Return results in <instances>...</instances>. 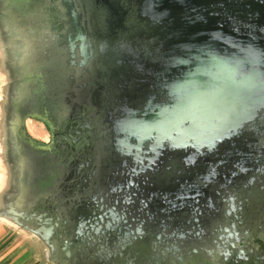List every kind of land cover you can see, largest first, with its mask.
<instances>
[{
	"label": "water",
	"instance_id": "water-1",
	"mask_svg": "<svg viewBox=\"0 0 264 264\" xmlns=\"http://www.w3.org/2000/svg\"><path fill=\"white\" fill-rule=\"evenodd\" d=\"M41 1L50 0H24L26 27L4 55L13 72L15 62L25 63L27 89L33 93L28 109L37 97L29 86L35 75L33 47L79 50L83 65L93 57L96 97L107 94L112 121L120 114L112 123L115 149L110 147L109 154L117 169L112 176L123 170L141 185L135 195L141 215L134 218L111 205L110 182L109 188L71 197L66 190L57 196L45 189L44 161L34 141L15 135V155L22 161L0 194V216L38 238L46 257L54 256L46 258L50 264H258L255 241L264 236V208L259 207L264 193L252 197L249 187L264 175V148H256L264 128V0H92L94 19L83 25L72 10L73 25L67 31L61 27L62 34L52 21L37 31L34 18L48 12ZM124 13L134 19L119 20ZM154 95L165 104H155ZM21 146L28 151L25 160ZM221 146L219 164L199 163L218 157ZM166 147L174 164L159 171L151 188L144 187L138 165ZM118 154L133 159L134 167H124ZM218 193L222 208L216 220L230 221L231 205L238 209L233 217L238 227L215 228L210 218L197 228L158 224L168 216L178 221L182 211L194 221L212 209ZM71 199L93 213L74 212Z\"/></svg>",
	"mask_w": 264,
	"mask_h": 264
},
{
	"label": "flooded vegetation",
	"instance_id": "flooded-vegetation-1",
	"mask_svg": "<svg viewBox=\"0 0 264 264\" xmlns=\"http://www.w3.org/2000/svg\"><path fill=\"white\" fill-rule=\"evenodd\" d=\"M69 1L50 0L45 1V3L41 1L39 6L41 7L44 4L48 12L39 14V18H34V23L38 25L37 31L40 33L45 31V21H52L55 22L54 27L58 28V34H62L61 27H65L67 31L73 25L75 18L72 10L80 17L83 25L90 23L94 19L92 0H72L74 5L70 6V3L68 4ZM105 17L107 18V16ZM132 19H134L132 15L124 13L119 20L130 21ZM33 29L36 30L35 28ZM133 46H129L127 49L130 50ZM134 47L137 49L136 46ZM13 49L16 51V46H13ZM31 52H33L32 63L35 75L33 77L34 83L29 86L36 90L37 97L35 98L33 109L25 111V115L31 120L40 122L48 134L47 140L34 141L35 145H32L35 147L39 158L44 161L45 168L41 178V186L47 190L50 189L49 191L51 192H55L57 196L62 195V191L66 190L67 193H70V197L72 192L83 193L88 190H99L98 187L101 186L109 188L110 177L116 174L117 170L116 166L111 163L109 154L110 147L115 149V143L111 141V139H114V135L112 137V134H114V125L112 123L114 124L120 118V114H116L112 121L110 105L106 103L107 94L102 92L101 98L96 97L95 82L98 71L94 58L90 57L89 61L83 65L80 51L74 52L68 47L40 45L33 47ZM89 52H91L90 48ZM140 62L138 61L139 64ZM123 79L130 83L129 81L133 78ZM152 97L155 104L161 106L165 104L164 99H160L158 95ZM142 101L146 102V100ZM142 107L140 109H143ZM258 133H262V136L256 148L261 149L264 148V128ZM148 149L149 145H146L144 151ZM162 149L156 155L151 154L148 161L142 163V167H140V164L138 165L140 171L138 179L146 188H151L152 184L150 182L155 176L160 175V170L164 172L166 168L174 164V158L166 156L172 153L165 154L170 151L169 147ZM222 149V146L217 149L218 157L215 154L214 157H208L199 163L207 164L213 161L214 164H219ZM160 155L165 157L160 158ZM118 156L123 158L120 154ZM143 157L147 159L148 156ZM154 157L157 158L152 162L150 159ZM123 160L126 162L124 167H134L133 159L123 158ZM172 172L173 175H179V171L172 170ZM198 179L194 181L203 187V180ZM249 189L252 190L250 193L252 197L256 193H264V175ZM232 192L234 193L233 189ZM56 195H54L55 198L57 197ZM221 195L222 193L219 195L215 194L214 202L211 201L214 205L212 209L208 208L200 212L197 215L198 217H193L194 221H188V213L182 211L178 221H174V217L168 216L166 221L162 219L158 224L178 229L197 228L205 225V218H210L211 220L213 219L212 224H216L215 228L230 227L232 229L234 226L238 227L239 223L233 221L234 212H237L238 209L231 208V205L230 210H227L230 213L228 217L231 220L226 223L216 220L222 208V204L218 201V196ZM219 200L222 199L220 198ZM70 203V208L74 209V212L84 213V211H87L88 213H93V209L87 208L85 204L79 206L72 199ZM259 207L264 208V199ZM166 209L167 211H173L172 206ZM58 211L60 213L64 212L61 207ZM105 211L109 212L110 210L107 209L103 212ZM73 225H77V223L74 222Z\"/></svg>",
	"mask_w": 264,
	"mask_h": 264
},
{
	"label": "rangeland",
	"instance_id": "rangeland-1",
	"mask_svg": "<svg viewBox=\"0 0 264 264\" xmlns=\"http://www.w3.org/2000/svg\"><path fill=\"white\" fill-rule=\"evenodd\" d=\"M27 13L24 0H0V194L7 187L8 181L13 180L16 165L22 161L15 155L18 146L16 143L14 145L12 137L27 136L32 141L48 139V134L40 122L24 116V111L33 101V93L27 89L29 73L24 61L19 64L15 62L13 72L12 62L4 56L8 47L23 33L26 23H21V17L26 18ZM20 151L25 160V153L28 151L24 150L23 146ZM119 163H122V160ZM123 172L121 170L118 177L111 175L109 200L118 210L138 218V215H141V207L139 198H135V195L141 185ZM104 195L101 196L103 200L106 199ZM255 245L261 252L258 264H264V236L257 239ZM52 257L54 256L49 252L46 258L49 261Z\"/></svg>",
	"mask_w": 264,
	"mask_h": 264
},
{
	"label": "crops",
	"instance_id": "crops-1",
	"mask_svg": "<svg viewBox=\"0 0 264 264\" xmlns=\"http://www.w3.org/2000/svg\"><path fill=\"white\" fill-rule=\"evenodd\" d=\"M0 264H50L38 238L0 216Z\"/></svg>",
	"mask_w": 264,
	"mask_h": 264
}]
</instances>
